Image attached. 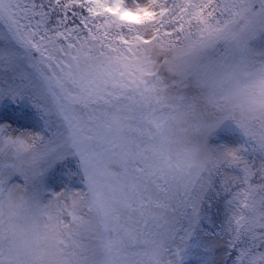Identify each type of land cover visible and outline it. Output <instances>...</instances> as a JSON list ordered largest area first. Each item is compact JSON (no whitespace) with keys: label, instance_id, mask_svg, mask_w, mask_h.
Masks as SVG:
<instances>
[{"label":"snow or ice","instance_id":"snow-or-ice-1","mask_svg":"<svg viewBox=\"0 0 264 264\" xmlns=\"http://www.w3.org/2000/svg\"><path fill=\"white\" fill-rule=\"evenodd\" d=\"M241 14L264 38V0H0V264H264V135H168L166 53Z\"/></svg>","mask_w":264,"mask_h":264},{"label":"clouds","instance_id":"clouds-1","mask_svg":"<svg viewBox=\"0 0 264 264\" xmlns=\"http://www.w3.org/2000/svg\"><path fill=\"white\" fill-rule=\"evenodd\" d=\"M182 40L166 53L165 78L179 88L170 95L174 119L168 135L174 150L194 149L208 124L227 118L255 136L264 135V38L254 18L241 14L203 42ZM5 228L9 222L4 209Z\"/></svg>","mask_w":264,"mask_h":264}]
</instances>
